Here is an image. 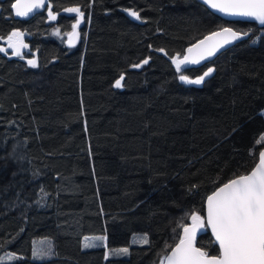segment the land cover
Wrapping results in <instances>:
<instances>
[{"label": "trees", "instance_id": "trees-1", "mask_svg": "<svg viewBox=\"0 0 264 264\" xmlns=\"http://www.w3.org/2000/svg\"><path fill=\"white\" fill-rule=\"evenodd\" d=\"M14 2L0 0V46L18 31L29 50L0 52V264H163L190 216L264 148V25L197 0H50L54 21L18 17ZM68 8L83 12L73 47ZM221 27L242 39L184 69H214L201 84L180 80L172 59ZM88 236L105 244L83 250ZM42 241L50 253L35 257ZM197 246L219 252L207 227Z\"/></svg>", "mask_w": 264, "mask_h": 264}, {"label": "snow or ice", "instance_id": "snow-or-ice-1", "mask_svg": "<svg viewBox=\"0 0 264 264\" xmlns=\"http://www.w3.org/2000/svg\"><path fill=\"white\" fill-rule=\"evenodd\" d=\"M203 2L211 9L226 15L251 17L264 25V0H203ZM44 6L45 0H16L12 4L17 16H27L34 9ZM65 11L79 13L83 18V12L79 8H68ZM130 14L140 19L138 12L132 11ZM49 15L55 19L51 12ZM78 23L79 21L77 25ZM77 25H73V28ZM69 35L74 36L76 33ZM241 35L230 27H221L211 32L188 48V54L182 59L179 56L175 58L177 70L179 71L182 65L199 64L202 60L214 56L221 48L240 39ZM22 36L23 33L18 31L8 36L9 47L15 48L17 56L21 55V47H27L23 44ZM0 51L6 50L0 48ZM28 63L36 66L34 60H29ZM147 63L148 59H145L143 64ZM213 71L214 69L209 68L196 79H190L183 74L179 78L189 84H201ZM123 79L121 76L115 82V87H122ZM258 142H264V136ZM190 219L191 225L183 226V235L172 248L171 254L165 257L167 264H264V151L259 153L258 163L248 174L236 175L207 197L206 217L193 213ZM206 226L211 228L215 237L219 248L218 254L209 255L203 246L197 247L195 244L197 232ZM85 239L87 241L88 238ZM95 239L105 240L106 237ZM142 242L148 243L146 236L142 238ZM95 246L89 242L84 245L86 248ZM127 253L128 249L123 248L114 250L112 254Z\"/></svg>", "mask_w": 264, "mask_h": 264}, {"label": "water", "instance_id": "water-1", "mask_svg": "<svg viewBox=\"0 0 264 264\" xmlns=\"http://www.w3.org/2000/svg\"><path fill=\"white\" fill-rule=\"evenodd\" d=\"M198 2H200V3H202L203 5H205L207 8H208V10H210L213 14H215V15H217V16H219L220 18H222V19H224V20H227V21H231V22H251V23H257V24H260V22L258 21V20H256V19H254V18H251V17H242V16H231V15H226V14H224V13H221V12H219V11H216V10H214V9H211L210 8V6H208V5H206L204 2H203V0H197ZM15 2H16V0H15ZM14 2V3H15ZM49 4H50V0H45V6L43 7V8H37V9H34L31 13H29V15H27V16H34V15H38V14H40V13H43V12H46L47 11V9H48V7H49ZM13 11H14V14H15V9L13 8ZM69 14H74L73 12H69ZM16 15V14H15ZM17 16V15H16ZM18 17H24V16H18ZM77 25V24H76ZM261 25V24H260ZM80 26V23H78V25H77V27H75L74 29H73V31L71 32V33H73V32H75L76 33V35H74V36H68V40H67V44L69 45V46H71V47H73V46H75L76 45V43H77V38H78V27ZM231 28V27H230ZM233 29V28H232ZM234 30V29H233ZM235 31V30H234ZM209 35V34H208ZM204 38V37H203ZM202 38V39H203ZM242 39V37L240 38V39H237V40H235V41H233L232 43H230V44H228V45H226L224 48H221L214 56H211V57H208L207 59H205V60H202L199 64H186V68H192V67H196V66H200V65H203V64H205V63H207V62H210V61H212V60H214L219 54H221L222 52H224V51H226L227 49H229V48H231L233 45H235V44H237L240 40ZM201 40V39H200ZM200 40H198L197 42H195L194 44H196V43H198ZM70 41H71V43H70ZM23 44H25L26 45V43L23 41ZM194 44H192L190 47H192ZM189 47V48H190ZM0 48H3V49H5L6 51H0V52H13L14 54H15V52H16V50H15V48H10L9 47V42L6 44V45H4V46H0ZM26 49H27V47H21V49H20V51H21V54L23 53V52H25L26 51ZM188 53H187V51H186V53H185V55H187ZM16 55V54H15ZM20 56V55H19ZM261 151H264V148L261 150ZM258 161H259V159H258ZM258 163V162H257ZM212 194V193H211ZM210 194V195H211ZM206 214H207V198H206V203H205V217H206ZM189 225H191V224H189ZM207 227V226H206ZM206 227L204 228V229H201V230H199L198 232H197V234H196V240H195V244H196V246H197V242H198V239L200 238V236L205 232V229H206ZM208 228V230H209V232H210V234L212 235V237H213V239H214V242L216 243V245L218 246V244H217V242L215 241V237H214V235L212 234V232H211V228L210 227H207ZM198 247V246H197ZM171 251H172V249L168 252V254L167 255H170L171 254ZM166 255V256H167ZM163 264H167V260L166 259H164V262H163Z\"/></svg>", "mask_w": 264, "mask_h": 264}, {"label": "rangeland", "instance_id": "rangeland-1", "mask_svg": "<svg viewBox=\"0 0 264 264\" xmlns=\"http://www.w3.org/2000/svg\"><path fill=\"white\" fill-rule=\"evenodd\" d=\"M47 12H48V15H49V13H50V8H48V10H47ZM53 16H55V19H56V17H57V15H55V14H53V13H51ZM25 17H27V16H25ZM49 17H50V20L51 21H54L55 19H52L51 18V16L49 15ZM79 19H80V21H79V23H80V25H81V21L83 20V18H81L80 17V15H79ZM80 27V26H79ZM78 27V28H79ZM78 38H79V30H78ZM78 38H77V42H78ZM175 58L176 57H174L173 59H172V61H173V64H174V66L176 67V64H175ZM181 59L183 58V57H180ZM186 68V65H182L181 66V69L179 70L183 75H185V73L183 72L184 71V69ZM177 69V68H176ZM183 82H185V81H183ZM185 83H187V82H185ZM189 84V83H188ZM89 237V238H88ZM88 237H85V238H88L87 239V241H86V239L84 238L83 239V242H82V248H83V250H85V249H89V248H95V247H99V246H102L103 244H105V242H104V240H99V239H95V238H97V237H102V236H88ZM143 238V237H142ZM140 240H142V239H140ZM137 241H139V236L138 235H135V236H133V238H132V243H136ZM86 242H89V243H92V244H95L96 246L95 247H84V245H85V243ZM42 244H40V249L42 248V250L40 251V250H35V257H42V256H46V255H48L49 253H50V248H49V245H48V243H46L45 241L43 242H41ZM143 243V242H142ZM36 244H37V242H35L34 243V246H36ZM128 249V248H127ZM128 252H129V250H128ZM105 254H107V256H108V252L107 253H105ZM128 254V253H127ZM15 258H16V256L15 255H13V254H11V253H7L4 257H3V259H2V261L3 262H5V263H9V262H12V261H14L15 260Z\"/></svg>", "mask_w": 264, "mask_h": 264}, {"label": "flooded vegetation", "instance_id": "flooded-vegetation-1", "mask_svg": "<svg viewBox=\"0 0 264 264\" xmlns=\"http://www.w3.org/2000/svg\"><path fill=\"white\" fill-rule=\"evenodd\" d=\"M78 39H79V38H78ZM22 41H24V42L26 43V45H27V49H26V51L29 50V44L27 43L26 39L22 38ZM23 53H24V52H23ZM23 53H22V54H23ZM22 54H21V55H22Z\"/></svg>", "mask_w": 264, "mask_h": 264}]
</instances>
